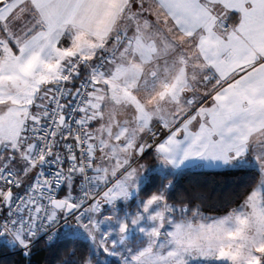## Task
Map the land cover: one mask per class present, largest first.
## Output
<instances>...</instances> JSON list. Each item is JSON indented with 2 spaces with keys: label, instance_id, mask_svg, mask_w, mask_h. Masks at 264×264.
Instances as JSON below:
<instances>
[{
  "label": "snow or ice",
  "instance_id": "obj_1",
  "mask_svg": "<svg viewBox=\"0 0 264 264\" xmlns=\"http://www.w3.org/2000/svg\"><path fill=\"white\" fill-rule=\"evenodd\" d=\"M37 257L264 264V0H0V264Z\"/></svg>",
  "mask_w": 264,
  "mask_h": 264
},
{
  "label": "trees",
  "instance_id": "obj_2",
  "mask_svg": "<svg viewBox=\"0 0 264 264\" xmlns=\"http://www.w3.org/2000/svg\"><path fill=\"white\" fill-rule=\"evenodd\" d=\"M209 179H211V178H209ZM220 181H221V178L217 177V178H216V182L219 184ZM232 206L235 207V204H233ZM221 214H223V213L220 212V211H218V210H216V209H213V210H211V211H207V212H205V215H210V216L221 215ZM34 264H40V258H39V257H37V258L34 260Z\"/></svg>",
  "mask_w": 264,
  "mask_h": 264
},
{
  "label": "rangeland",
  "instance_id": "obj_3",
  "mask_svg": "<svg viewBox=\"0 0 264 264\" xmlns=\"http://www.w3.org/2000/svg\"><path fill=\"white\" fill-rule=\"evenodd\" d=\"M210 216V215H209Z\"/></svg>",
  "mask_w": 264,
  "mask_h": 264
}]
</instances>
